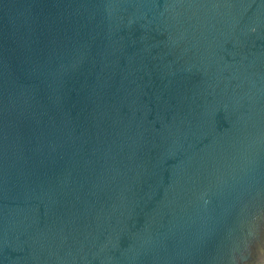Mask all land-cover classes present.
I'll use <instances>...</instances> for the list:
<instances>
[{
  "label": "water",
  "instance_id": "obj_1",
  "mask_svg": "<svg viewBox=\"0 0 264 264\" xmlns=\"http://www.w3.org/2000/svg\"><path fill=\"white\" fill-rule=\"evenodd\" d=\"M0 264H264V0H0Z\"/></svg>",
  "mask_w": 264,
  "mask_h": 264
}]
</instances>
